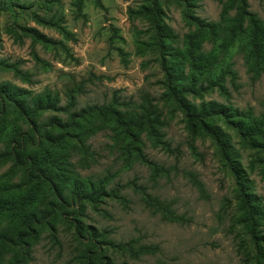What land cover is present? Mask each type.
<instances>
[{
    "label": "rangeland",
    "instance_id": "1",
    "mask_svg": "<svg viewBox=\"0 0 264 264\" xmlns=\"http://www.w3.org/2000/svg\"><path fill=\"white\" fill-rule=\"evenodd\" d=\"M255 19L264 0H0V200L35 198L0 215V264H264ZM147 107L156 137L116 131Z\"/></svg>",
    "mask_w": 264,
    "mask_h": 264
},
{
    "label": "trees",
    "instance_id": "2",
    "mask_svg": "<svg viewBox=\"0 0 264 264\" xmlns=\"http://www.w3.org/2000/svg\"><path fill=\"white\" fill-rule=\"evenodd\" d=\"M157 11H160V9L155 6V14ZM241 32L244 34L243 42L248 60L253 66L261 67L264 65V23L255 19L251 22V26L248 30H243L241 26ZM217 111H220L219 113H222V111L224 112L223 106L215 103L208 104V106L203 107L200 112L196 111L195 117L197 121L203 124L204 116L214 114ZM111 113L112 121H114L116 125V131H120L130 137H134L138 132H145L151 137L157 136L156 126L160 123V121L155 115V112L152 111L151 107L141 108V112L137 111L124 114L113 110ZM246 121L248 122H240L239 125L243 137L252 139L254 136H264L262 121L260 122L251 118L249 119V117ZM51 124L53 125L55 123L53 122ZM235 174L239 180V184L243 186L244 179L241 176V170L236 168ZM34 204L35 198L32 193L25 197L0 200V215L5 213H15L17 216L27 220L35 215L34 213H29V209L32 208ZM243 208L246 210L244 222L247 224L249 231H254L256 216L255 206L252 201L248 200L247 196L244 197ZM11 239V237L5 238L4 236H0V242L3 241L2 243H8V241L11 242ZM2 249L3 246L0 244V252ZM14 260L16 261V256L14 257ZM17 262H19L18 258ZM8 263L17 264L11 260H9Z\"/></svg>",
    "mask_w": 264,
    "mask_h": 264
}]
</instances>
